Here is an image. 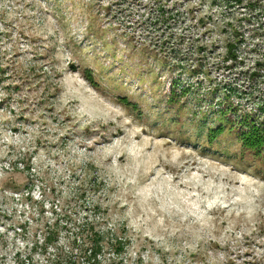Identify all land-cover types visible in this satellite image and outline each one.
<instances>
[{
	"label": "rangeland",
	"instance_id": "374dc122",
	"mask_svg": "<svg viewBox=\"0 0 264 264\" xmlns=\"http://www.w3.org/2000/svg\"><path fill=\"white\" fill-rule=\"evenodd\" d=\"M228 102L264 117V0H0V264H264Z\"/></svg>",
	"mask_w": 264,
	"mask_h": 264
},
{
	"label": "trees",
	"instance_id": "16d2710c",
	"mask_svg": "<svg viewBox=\"0 0 264 264\" xmlns=\"http://www.w3.org/2000/svg\"><path fill=\"white\" fill-rule=\"evenodd\" d=\"M166 22V19H164ZM167 24V23H166ZM230 57L236 58L237 55L232 51ZM86 78L90 81L92 80V73L89 70H85ZM231 90V89H230ZM187 89H182V93H186ZM225 109L222 108L219 110L220 119H218L219 123L215 126L209 127L206 132V136L209 141H213L218 135H220L225 129L234 127L239 128L240 130L236 131L238 135V140L241 142L242 146L249 151H252L255 155L264 157V117L259 119L254 115L251 111H243L242 113L236 115L234 120H229L228 122H223V118L225 117L227 109L237 110L232 106L231 103H226ZM232 106V107H231ZM93 230V227H91ZM53 234V233H52ZM49 235V234H48ZM52 235L48 237L50 240ZM90 241L84 248V253L86 256V260L81 264H97V255L100 252L101 243H100V234L97 231H92L90 235ZM46 239V238H45ZM52 242V241H51ZM121 248V241H115L113 250L119 251ZM87 253V255H86ZM68 264H79L76 260L68 261ZM59 264H61L59 262ZM67 264V263H65Z\"/></svg>",
	"mask_w": 264,
	"mask_h": 264
}]
</instances>
